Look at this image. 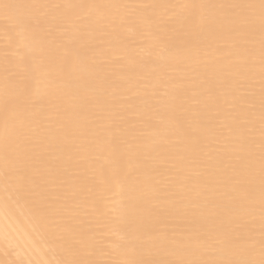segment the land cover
<instances>
[{"label": "bare ground", "instance_id": "bare-ground-1", "mask_svg": "<svg viewBox=\"0 0 264 264\" xmlns=\"http://www.w3.org/2000/svg\"><path fill=\"white\" fill-rule=\"evenodd\" d=\"M0 264H264V0H0Z\"/></svg>", "mask_w": 264, "mask_h": 264}]
</instances>
